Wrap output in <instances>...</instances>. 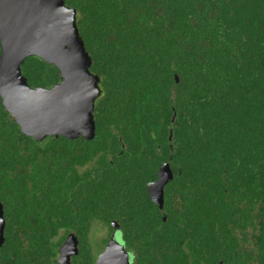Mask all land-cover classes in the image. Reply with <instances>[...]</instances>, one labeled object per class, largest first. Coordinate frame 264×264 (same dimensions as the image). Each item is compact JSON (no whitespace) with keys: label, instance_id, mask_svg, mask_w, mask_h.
<instances>
[{"label":"trees","instance_id":"trees-1","mask_svg":"<svg viewBox=\"0 0 264 264\" xmlns=\"http://www.w3.org/2000/svg\"><path fill=\"white\" fill-rule=\"evenodd\" d=\"M66 5L101 78L96 138L37 142L0 95V264H59L72 232V264H96L109 242L91 245L99 222L109 235L120 224L133 264H264V0ZM22 71L34 88L61 81L35 56ZM89 160L93 181L61 189ZM167 162L161 210L148 184Z\"/></svg>","mask_w":264,"mask_h":264},{"label":"water","instance_id":"water-1","mask_svg":"<svg viewBox=\"0 0 264 264\" xmlns=\"http://www.w3.org/2000/svg\"><path fill=\"white\" fill-rule=\"evenodd\" d=\"M77 18V10L66 5V0H0V95L20 131L37 142L52 137L96 138L94 113L102 95L101 78L91 72L93 60ZM32 56L57 67L60 83L52 88L32 87L22 71ZM174 176L171 164L164 163L149 183L150 198L161 210L165 188ZM4 213L0 202V247L6 242ZM113 227L115 232L120 229L116 222ZM79 252L80 240L71 234L61 249L59 264H72ZM96 264H131V257L113 235Z\"/></svg>","mask_w":264,"mask_h":264},{"label":"flooded vegetation","instance_id":"flooded-vegetation-1","mask_svg":"<svg viewBox=\"0 0 264 264\" xmlns=\"http://www.w3.org/2000/svg\"><path fill=\"white\" fill-rule=\"evenodd\" d=\"M67 140H69V139H67ZM94 140V139H93ZM71 141H77V142H80V143H82V144H85V143H87L89 140H86L85 138H83V137H80V138H78V139H75V140H71ZM90 141H92V140H90ZM60 157H61V155H59ZM167 163H169V162H167ZM98 164H97V161H95V160H89V161H87V162H85V163H83V165H78L77 167H76V169H77V178H78V176L80 177V181H78L77 180V178H72V180H67L66 181V183H67V185H70V184H74V183H76L74 186L73 185H70V186H66V187H61V189H65V190H68V189H70L71 190V192H75V191H78L79 189H80V185H83L86 181H88V179H89V177H90V181L89 182H92L93 181V178H94V176L96 175V172H95V167L97 166ZM28 168H31V165H29L28 166ZM156 177H157V174H156ZM155 181V180H154ZM29 183H30V181H28ZM61 184V183H60ZM148 186H149V184H148ZM165 193H166V190H165ZM165 196H166V194H165ZM72 197V195L71 196H69V197H67V198H71ZM164 207H165V205H164ZM254 209H256L257 210V214H259L260 212V210H262V209H264V202H255L254 203ZM113 222V221H112ZM99 224H103L102 222H99ZM119 224V223H118ZM120 225V224H119ZM121 227V226H120ZM71 234H75L76 235V233H71ZM71 234H69L67 237H66V241H67V239L69 238V236L71 235ZM253 231L250 229V235H248L249 236V238H250V240L252 239V237H253ZM63 235H64V233H63ZM112 235V234H111ZM111 235H109V241H110V238H111ZM113 235H115L116 237H118V239L120 240V242L125 246V248H126V251L130 254V257H131V264H133V259H134V256H133V254L128 250V248H127V244H126V241H125V239H124V235H123V233H122V230H121V232L120 233H118V232H113ZM113 235H112V237H113ZM77 236V235H76ZM79 238V237H78ZM80 240V239H79ZM65 241V242H66ZM65 242H64V244H65ZM109 243V242H108ZM107 247V246H106ZM62 249V248H61ZM61 249H60V254H59V257H58V260H59V258H60V256H61ZM221 264H223V262L221 263Z\"/></svg>","mask_w":264,"mask_h":264},{"label":"rangeland","instance_id":"rangeland-1","mask_svg":"<svg viewBox=\"0 0 264 264\" xmlns=\"http://www.w3.org/2000/svg\"><path fill=\"white\" fill-rule=\"evenodd\" d=\"M104 239H109V229L106 226L98 224L94 227L90 236V243L94 245L95 242H98L100 245H103Z\"/></svg>","mask_w":264,"mask_h":264}]
</instances>
